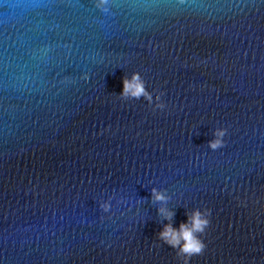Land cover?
Returning a JSON list of instances; mask_svg holds the SVG:
<instances>
[{
    "label": "water",
    "instance_id": "water-1",
    "mask_svg": "<svg viewBox=\"0 0 264 264\" xmlns=\"http://www.w3.org/2000/svg\"><path fill=\"white\" fill-rule=\"evenodd\" d=\"M97 2L0 0V264H184L152 188L211 210L188 264H264V0Z\"/></svg>",
    "mask_w": 264,
    "mask_h": 264
},
{
    "label": "clouds",
    "instance_id": "clouds-1",
    "mask_svg": "<svg viewBox=\"0 0 264 264\" xmlns=\"http://www.w3.org/2000/svg\"><path fill=\"white\" fill-rule=\"evenodd\" d=\"M108 0H98L96 7L102 12H108L107 7ZM123 88L119 93L122 99H135L139 100L144 97L149 104L152 103V94L148 91L145 86V81L139 72H132L131 75L125 74L122 77ZM158 103L155 105L157 108L163 109L164 103L160 101V96L156 97ZM226 130L223 128H217L213 132L214 138L208 141V146L215 150L221 147L223 144V137ZM152 199L154 201H160L162 206L158 208V215L163 223L162 229L156 233V239L158 242L169 245L175 250L176 257L182 259L184 264H188L191 257L200 255L206 248V243L202 239V236L206 233V230L210 226L211 210L208 208H193L190 211H186V221H182L179 227L173 226V219L175 212L172 209L167 208L166 203L169 197L164 191H158L156 188L151 189ZM104 210L108 209V204L104 203L101 205Z\"/></svg>",
    "mask_w": 264,
    "mask_h": 264
}]
</instances>
